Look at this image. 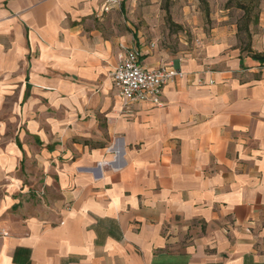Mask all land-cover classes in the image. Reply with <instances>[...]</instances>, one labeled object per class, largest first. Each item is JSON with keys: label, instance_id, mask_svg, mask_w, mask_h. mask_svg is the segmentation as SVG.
Returning <instances> with one entry per match:
<instances>
[{"label": "crops", "instance_id": "1", "mask_svg": "<svg viewBox=\"0 0 264 264\" xmlns=\"http://www.w3.org/2000/svg\"><path fill=\"white\" fill-rule=\"evenodd\" d=\"M106 2L0 0V264H264V18L171 55ZM131 50L163 106L119 95Z\"/></svg>", "mask_w": 264, "mask_h": 264}, {"label": "rangeland", "instance_id": "2", "mask_svg": "<svg viewBox=\"0 0 264 264\" xmlns=\"http://www.w3.org/2000/svg\"><path fill=\"white\" fill-rule=\"evenodd\" d=\"M128 20L134 31L152 47L171 55L200 48L201 43L214 33V29L227 27L235 45L247 50L252 40L243 25L244 11L229 0H127ZM245 3L251 0H242ZM254 13L264 18V0ZM253 36L259 26H250ZM253 39V37H252Z\"/></svg>", "mask_w": 264, "mask_h": 264}, {"label": "built area", "instance_id": "3", "mask_svg": "<svg viewBox=\"0 0 264 264\" xmlns=\"http://www.w3.org/2000/svg\"><path fill=\"white\" fill-rule=\"evenodd\" d=\"M116 2L117 0H107L104 8L109 9ZM180 75L181 72L173 65L154 69L145 67L140 51L131 50L120 58V62L111 72V79L126 104L150 102L161 107L165 86Z\"/></svg>", "mask_w": 264, "mask_h": 264}, {"label": "trees", "instance_id": "4", "mask_svg": "<svg viewBox=\"0 0 264 264\" xmlns=\"http://www.w3.org/2000/svg\"><path fill=\"white\" fill-rule=\"evenodd\" d=\"M236 2L237 3V7L241 10L244 11V15L242 17L243 19V25H244V29H242L241 31H245L248 35V37L250 38V41L252 40L253 37V33L251 31L250 26H258L259 22H260V14L259 12L254 13V8H257L259 5L258 0H251V2L249 3H245L242 0H229L228 3L232 4ZM245 50H243L244 52ZM248 52H251V43L248 44L247 46V50ZM252 57L257 59V60H261L264 62V56H261L259 54H252Z\"/></svg>", "mask_w": 264, "mask_h": 264}]
</instances>
